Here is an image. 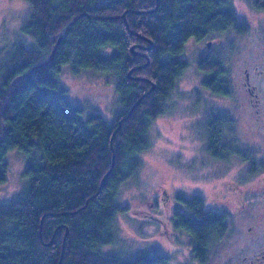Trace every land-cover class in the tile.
I'll use <instances>...</instances> for the list:
<instances>
[{
  "label": "trees",
  "instance_id": "obj_1",
  "mask_svg": "<svg viewBox=\"0 0 264 264\" xmlns=\"http://www.w3.org/2000/svg\"><path fill=\"white\" fill-rule=\"evenodd\" d=\"M28 1L33 8L21 31L34 45L18 41L0 63V183L9 150L19 148L28 159L22 193L0 202V264H170L165 253L123 258L110 250L116 215L126 210L117 196L141 167L149 128L166 112L189 66L179 59L188 38L236 21L233 2ZM66 68L115 75L119 110L112 121L70 100L61 80ZM208 69V84L226 90L218 63ZM225 119L204 129L213 157L240 150L223 135L232 132ZM257 165L253 173L264 168ZM192 195L176 194L181 207L172 220L196 247L206 246L214 229L225 228L224 218L205 208L202 195Z\"/></svg>",
  "mask_w": 264,
  "mask_h": 264
},
{
  "label": "rangeland",
  "instance_id": "obj_2",
  "mask_svg": "<svg viewBox=\"0 0 264 264\" xmlns=\"http://www.w3.org/2000/svg\"><path fill=\"white\" fill-rule=\"evenodd\" d=\"M234 3L236 14L241 19L252 21L249 32L234 39L231 53L225 59L234 95L226 99L199 92L196 87L200 76L191 65L194 49L192 44L187 45L189 51L186 49L183 55L188 56L191 63L178 79L166 112L156 117L149 128L151 146L138 154L141 167L121 186L117 196L119 205L126 210L116 215L115 242L108 246L123 258H132L147 251L169 255L170 264H197L189 251L191 236L179 234L171 224L173 209L181 207L175 201L176 194L193 197L192 194L200 193L210 206L226 204L237 206V209L241 198L246 201L257 198L259 203L250 210L264 215V171L253 177H243V164L237 159L233 165L212 159L207 153L204 134L205 111L213 109L227 113L233 120L230 121L232 134L226 137L229 145L234 144L257 153L260 159L264 158V115L263 118L256 117L255 108L250 107L242 87L245 67L252 56L261 52L260 38L256 34L260 29H255L258 24L255 22L260 17L264 18V14L250 6V0H234ZM32 8L28 0H0V63L11 55L18 41L34 45V39L21 31ZM61 80L74 104L82 106L87 114L94 110L112 121L119 110L115 75L95 70L74 74L66 68ZM260 92L263 94V89ZM262 111L264 114V99ZM5 162L7 173L6 180L0 183V202L14 199L22 193L28 159L24 151L13 148L5 156ZM246 180L249 183L243 184L242 181ZM227 186L237 188L228 190ZM241 218L245 219L239 218L238 226L254 220L246 216ZM228 252L225 249L223 256Z\"/></svg>",
  "mask_w": 264,
  "mask_h": 264
},
{
  "label": "flooded vegetation",
  "instance_id": "obj_3",
  "mask_svg": "<svg viewBox=\"0 0 264 264\" xmlns=\"http://www.w3.org/2000/svg\"><path fill=\"white\" fill-rule=\"evenodd\" d=\"M233 2L234 7L235 3ZM250 6H252L256 11L264 14V0H250ZM236 11V8H235ZM238 19L236 21H231L230 23L225 24L224 29H214L206 31L201 34V36L196 37L192 36L188 38L186 43L185 50L187 45H191L194 49V59L192 63L190 62L188 56H184L183 53L179 56L180 60H184L188 65L193 66L194 72L200 76L199 85L196 87L200 91L210 93L212 96H218L223 98H232L234 95L231 77L228 72V63L225 59L228 56V53H231V47L234 42V39L239 36H245L249 30L252 28V21L241 19L237 15ZM257 18V17H256ZM255 23H258L255 26V29H260V32H256L260 40V54L257 56H252L249 65L245 67V77L242 81L243 90L247 93V99L250 107L255 108L254 112L256 117H261L263 114V99H264V18L260 17ZM189 51V49H188ZM218 63V66L224 71L223 79L228 83L224 87L226 90H219L221 86L217 85V89L210 86L209 79L213 81V75L210 74L209 66L213 63ZM189 67V66H188ZM187 67V69H188ZM187 69L184 71L186 73ZM218 78V77H217ZM216 80V79H215ZM218 81V80H217ZM263 89V94L260 90ZM252 108V109H253ZM206 117L204 119L205 125L214 120V123H219V118L224 117L229 121H233L227 113L217 112L213 109L207 110L203 113ZM202 115V118H203ZM225 119V120H226ZM231 128V127H230ZM232 132H227L223 135L230 136ZM241 151L246 152L243 149H228L226 152L221 153L220 156H211L207 151L208 155L212 159L217 160L219 163H226L233 165L235 159H237L241 164H243V177L250 176L253 177L261 171H264L262 165L264 163V158H258L257 153L251 152V157H245ZM254 161L257 162V166H260L262 169H259L257 172L253 173L251 167L254 166ZM233 162V163H232ZM232 163V164H230ZM243 184L249 183V180L242 181ZM236 186H227V189H235ZM205 199V208L219 217L224 218L225 228H217L212 231L211 236H209V243L206 246H195L193 243L192 235L189 234L186 230L176 227L174 221L172 220L173 214L175 211L180 210L175 207L171 215V224L175 231L180 232L179 234H189L191 236V241L189 245V251L191 256L194 258V261L197 264H264V215H259L258 211L252 212L250 209L255 207V203H259V199H248L247 201L243 198L240 199V207L237 209V206L230 207V205L220 204V205H208L206 198ZM167 195V194H166ZM237 205V204H236ZM184 211V209L182 210ZM238 216L240 220L245 218L241 217H251L254 220L250 223H244L242 226H238ZM242 227V228H241ZM260 242V244H257ZM197 248V251L195 250ZM225 249H228L229 252L226 253V256H223ZM237 253H240L238 255Z\"/></svg>",
  "mask_w": 264,
  "mask_h": 264
},
{
  "label": "water",
  "instance_id": "obj_4",
  "mask_svg": "<svg viewBox=\"0 0 264 264\" xmlns=\"http://www.w3.org/2000/svg\"><path fill=\"white\" fill-rule=\"evenodd\" d=\"M124 14H125V13H124ZM133 49H134V48H133ZM145 95H146V94H145ZM145 95H143L142 97H140V99H139L138 101L135 102V104L133 105V108L139 103V101H140ZM110 172H111V170H109V171L106 173V175H105L104 178H103L102 184H105L106 179H107V177H108V175H109Z\"/></svg>",
  "mask_w": 264,
  "mask_h": 264
}]
</instances>
